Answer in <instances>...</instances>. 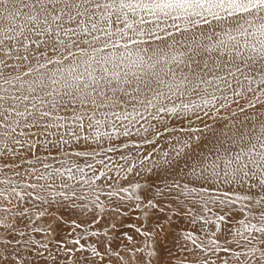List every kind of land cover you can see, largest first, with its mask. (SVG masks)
Here are the masks:
<instances>
[{
    "label": "snow or ice",
    "instance_id": "6c2138e0",
    "mask_svg": "<svg viewBox=\"0 0 264 264\" xmlns=\"http://www.w3.org/2000/svg\"><path fill=\"white\" fill-rule=\"evenodd\" d=\"M0 264H264V0H0Z\"/></svg>",
    "mask_w": 264,
    "mask_h": 264
}]
</instances>
